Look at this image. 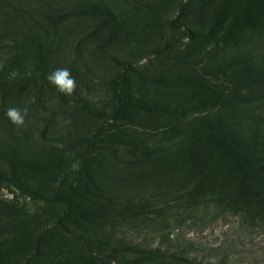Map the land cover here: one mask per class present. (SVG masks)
Here are the masks:
<instances>
[{"label":"rangeland","instance_id":"1","mask_svg":"<svg viewBox=\"0 0 264 264\" xmlns=\"http://www.w3.org/2000/svg\"><path fill=\"white\" fill-rule=\"evenodd\" d=\"M0 4V147L14 142L15 173L47 196L64 191L80 179L79 167L72 171L71 165L79 163L85 139L102 126L92 162L101 189L78 199L64 221L67 231L57 224L61 206L0 182V264H108L104 255L112 264H159L111 251L119 239L182 246L204 263L264 264V233L227 208L212 201L206 217L183 208L180 220L173 217L176 205L187 203L194 171L222 168L221 157L230 155L226 132L264 157V0ZM58 11L71 17L60 27L63 42L49 69L25 70L5 97L4 66L21 53L28 60L33 54L19 27L39 25L44 12ZM178 14L182 28L173 25ZM125 64L130 97L125 117L113 120L111 80ZM57 68L75 78L71 96L47 80ZM10 107L28 110L23 126L8 119ZM0 171L12 175L1 154ZM159 193L167 200L161 202ZM141 195L150 196L144 208ZM40 233L44 240L34 255ZM83 240L102 254L90 253Z\"/></svg>","mask_w":264,"mask_h":264},{"label":"trees","instance_id":"2","mask_svg":"<svg viewBox=\"0 0 264 264\" xmlns=\"http://www.w3.org/2000/svg\"><path fill=\"white\" fill-rule=\"evenodd\" d=\"M75 4V3H73ZM83 3H76V7ZM1 6V4H0ZM180 7H183L181 3ZM70 12H44L41 24L34 25L27 21L19 27L20 36L28 41L31 53V59L28 60V54L21 53L19 56L12 58L3 68L2 71V86L5 97L14 90L15 86L20 83L21 75L25 70L38 71V68L45 65L49 69L51 58L57 52L63 42V36L60 27L71 16ZM180 14L173 19V25L177 28H182L184 25L180 21ZM12 30L7 28V36ZM184 32L189 35L190 32L184 29ZM177 42L174 40L168 42L165 46H173ZM163 48V47H162ZM157 50H160L158 48ZM128 64H125L122 69L118 70L111 80L112 104L113 108L109 114L113 120H120L125 117L128 98L130 93L126 84L128 83L127 70ZM225 131V130H224ZM102 126L97 127L96 131L85 139V145L79 160L80 179L77 183L69 185L67 189L60 190L51 196H47L33 185L29 184L25 179H22L15 172L14 165L16 164V154L18 149L13 147L14 142H10L11 148L7 149L4 146L0 147V154L9 159L12 175H6L0 171V182L6 181L16 186L22 193L29 195L34 199H41L45 202L59 205L62 208V213L58 217L57 224L66 230L64 221L71 219L72 214L76 211L78 199L94 194L93 188L97 187L96 179L94 178L93 161H95L96 144L100 140ZM227 134V132H226ZM223 136V143L228 146L230 155L221 157L222 168L216 171L212 169H196V177L193 180L191 189L187 193V203L176 205V213L173 217L176 220L182 217L178 209L183 208L192 212V217H206L209 212V207L213 201V205L220 209L227 208L240 216L243 225L249 226L251 230H256L264 233V157L259 155L257 150L249 151L243 143H238L237 140H230V136ZM18 139H16L15 143ZM93 162V163H92ZM96 171V170H95ZM97 171L99 169L97 168ZM154 197V195H152ZM158 197L161 202L167 200L166 193H159ZM150 196H139V207L147 206V200ZM213 207V206H212ZM166 206L158 209L159 217L165 215ZM215 208V207H214ZM146 216L147 212H141ZM67 231V230H66ZM44 240V234L40 233L34 241V255L40 253V249ZM86 249L94 254L91 245L83 240ZM111 251L125 253L139 258H148L151 262L159 264H222L204 263L196 257L190 255L187 248L182 246H167L164 244L149 246L144 243H134L126 240H117L111 247ZM102 254V253H101ZM100 253L94 254L96 256ZM105 257V258H104ZM100 257L108 264H112V260L104 255ZM122 264V263H121Z\"/></svg>","mask_w":264,"mask_h":264},{"label":"clouds","instance_id":"3","mask_svg":"<svg viewBox=\"0 0 264 264\" xmlns=\"http://www.w3.org/2000/svg\"><path fill=\"white\" fill-rule=\"evenodd\" d=\"M47 80L51 84H53L60 93L67 96H71L77 87L76 80L72 76L71 71L68 68L55 69L54 71L48 74ZM27 111L28 110L25 108L22 114V111L20 109L10 107L6 110V116L14 126L19 128L25 124V117L27 115ZM59 147H63V145H59ZM71 155V153H65L66 157ZM78 167L79 163L77 161L71 165V170L76 171L78 170Z\"/></svg>","mask_w":264,"mask_h":264}]
</instances>
